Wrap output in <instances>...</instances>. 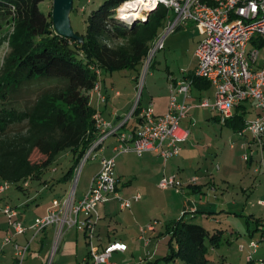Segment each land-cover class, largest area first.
Returning <instances> with one entry per match:
<instances>
[{"label": "crops", "instance_id": "0c3cea01", "mask_svg": "<svg viewBox=\"0 0 264 264\" xmlns=\"http://www.w3.org/2000/svg\"><path fill=\"white\" fill-rule=\"evenodd\" d=\"M209 1L213 2L212 4H216L218 0ZM99 4L94 2V0H87L82 10L87 11L89 14ZM173 18H175V14L170 11L168 19ZM181 25L170 35L168 34L169 36L167 35L168 37L167 40L165 38L166 41H164L163 49L167 45L172 46V41L176 38H186L189 40L188 51L192 53V59H190L188 64L189 70L184 71L181 75H176L174 72L169 71L166 98L163 99L158 107L154 105V109L157 114H162L168 108L171 97V83L176 84L178 81L189 82L190 86L187 96L179 92L176 93L178 100L189 106L188 113L181 119V126L189 130V136L182 143L181 152L166 159L153 152H146L142 156H138L133 151L116 155L117 190L120 195L122 197L125 196L124 198L132 197L136 192H140L139 188H141L143 191H146V197L148 198L144 202H140L141 199L138 201L133 200L131 208H122L121 201L112 198V200L120 202L122 214L128 210L130 214L132 213L135 216V219H131L125 214L121 216L122 220H119V225L124 228L123 233L117 232L118 229L112 227V222L117 223L115 213H108L107 209L104 208L106 217H102V208L99 207L100 218L97 224L95 244L104 248L114 241L126 243L128 245L126 251H117L113 254L112 259L118 264H121V261L123 262L122 264H139L141 259L154 261L157 258L166 256L171 251L168 243L171 233L167 231V223L182 216H195L194 221L204 225L210 232L223 231L226 242L232 243L228 246V250L235 252L232 254V257L239 258L242 261L241 264H248L247 255L250 252V248L246 246L241 250L240 245H248L251 240L259 241L258 251L253 255L254 259H264V204L259 203V200L264 199V173L256 171L260 155L259 153H255L249 161L244 160V153L250 150V145L248 144L251 141L250 137L241 135L239 132H233L230 127L223 124L219 113L213 106L205 107L200 105L203 99H208L212 103L215 98V87L211 83H208L209 86L203 87V81L200 86L197 84L198 82H193L192 77L195 75L194 71L198 64L196 61L193 69V58L196 60L197 56H194L196 55L195 51L198 44L205 37V31L195 21L187 22L185 26ZM258 41L254 39L252 44L261 49L259 59V63L261 64L264 58V49L263 44ZM103 72L104 70H101V84L102 93L106 96V99L105 101H99L96 93L90 94L91 104L103 118L118 124L131 111L129 110L131 107L129 109L128 107L132 106L133 96L132 93L124 95L121 90L117 89L116 78L113 76L114 71L109 78V80L112 79L110 85L107 83L106 78H103ZM242 108L241 112L244 113L246 121L253 120L259 114V109L256 107L254 100L242 102ZM201 110L206 111L207 119L217 121L231 131L230 139L228 143H225L223 151L217 148L216 154H212L209 161H203L202 158L206 157V155L200 153L198 155L194 148V142L189 139L191 135L190 126H195V117ZM184 120H186L187 124L182 125V121ZM139 125L140 121L138 118L131 119L123 127V130L134 129ZM115 144L116 137L110 136L107 138L97 150L101 153L100 159L113 157L115 155ZM235 147H237V150ZM97 151L93 157H99ZM235 151H238V159H240L238 162L235 161ZM198 156L201 157L199 161L196 159ZM218 157H220V163L215 164ZM59 162L60 157H57L52 165ZM49 169L51 170L49 171ZM57 172L58 167L55 166H49L43 171V173H49L53 181L59 182L66 171L61 176H57ZM170 175H175L177 179L181 180L182 185L178 188L173 187L169 189L159 187L158 183L160 179ZM124 178H127V180H124ZM29 179L25 182V185L29 182ZM121 182H123L124 186H121ZM133 185L138 189L133 191ZM156 186L162 191L169 192L168 195L176 204L175 213H167L172 214L173 218L167 219L168 215L165 216V219L151 217V212L154 206L157 205L155 196L152 194ZM132 191L133 193L129 196ZM5 193V191L0 193V208L2 205L9 204L8 202L4 203ZM62 201V199L58 198L57 201L49 204L45 208L44 214L47 213L49 208ZM134 202L139 204L132 210ZM168 208L169 206L164 207V211L168 210ZM239 215L252 216V218L247 220L248 228L246 231H243L244 220ZM3 217H5V220H3V224L1 223L2 225L0 226V264H55L57 261V264H82L84 260L89 258L90 243L87 239L85 228L80 224L69 225L66 223L61 237L57 240L55 235L56 227L54 225L48 226L36 235H34L32 230L15 234L9 224V217L7 218L5 215ZM17 217H19V212ZM39 217L32 220L30 217L21 222L25 225H30ZM151 222H156L155 230L147 231L144 235L141 232V226H145ZM71 228L73 230H70ZM51 235L54 237V240L52 244L50 242L49 246ZM226 236H229V238ZM145 237L150 239L148 245H145ZM155 240L159 242L155 244V247H152ZM165 241L167 243V246H165L167 251L164 253L162 250L165 245L163 242ZM15 243H19L21 246L29 245L22 263L17 256ZM224 247L227 246L223 245L221 249L211 247L208 253L209 264H226V261L222 260H228L229 252L223 251ZM67 248L69 254L64 255ZM213 251L218 252L216 256H211ZM165 264H182V262L176 260Z\"/></svg>", "mask_w": 264, "mask_h": 264}, {"label": "trees", "instance_id": "16d2710c", "mask_svg": "<svg viewBox=\"0 0 264 264\" xmlns=\"http://www.w3.org/2000/svg\"><path fill=\"white\" fill-rule=\"evenodd\" d=\"M42 1L0 0V15L10 17L12 23V29L0 39V46L4 41L9 45L0 66V102L35 78H56L63 82L43 91L23 109L0 105V183L17 185L41 177L65 150L72 152L74 164L62 180L71 181L101 135L95 120L97 109L92 106L89 94L97 80L95 68L111 72L137 69L148 57L170 13L164 4H159L146 20L128 23L116 16V9L127 0H103L87 15L86 30L80 34L84 42L80 43L56 33L53 6L45 13L40 9ZM192 77L199 85L203 81V87L210 84L196 75ZM142 109L138 101L135 114L138 116ZM242 109V103L237 104L233 116L223 123L233 132L246 126ZM24 123V129L11 131L12 126ZM194 220L195 216H182L168 222L170 253L154 261L147 259L144 264L176 260L182 264H209L211 247L226 242L224 233L210 232Z\"/></svg>", "mask_w": 264, "mask_h": 264}, {"label": "built area", "instance_id": "2783aa9c", "mask_svg": "<svg viewBox=\"0 0 264 264\" xmlns=\"http://www.w3.org/2000/svg\"><path fill=\"white\" fill-rule=\"evenodd\" d=\"M137 4L135 8L138 16L129 15L122 18L121 8L126 3ZM116 9V16L132 23L137 20H146L151 9L159 4H164L175 18L168 19V28L156 37L149 50L148 57L143 64L149 61L147 70L154 55L164 47V41L169 33L176 30L181 24L195 21L205 31V38L198 44L195 54L198 64L194 71L197 77L206 79L215 87V98L211 103L208 99L200 102L201 106H213L219 113L222 123L233 116L235 106L247 100H254L259 114L253 120L247 121L245 128L239 134L250 137V150L244 153V160L248 161L255 153H259L256 171L264 173V58L259 63L261 49L253 46L248 52L247 47L254 41H260L264 49V0H218L211 4L208 0H127ZM258 41V42H259ZM97 80L89 94H97L99 101H105L102 93L101 69L95 68ZM189 82L178 81L171 83V97L168 112L157 114L154 107H143L139 115L135 114L136 105L124 116L120 123L106 120L99 112L95 114L100 137L91 145L84 159L77 169L70 196L68 199L49 208L43 217L26 226L17 215L16 208L7 205L3 211L9 217V224L15 234L32 230L34 235L43 231L50 225L56 227L55 235L59 240L65 224H80L85 228L87 239L90 243L89 258L82 264H118L112 257L114 252L126 251L128 245L121 241H114L101 248L95 244L97 224L99 221L98 206L109 198L121 201L122 208H131L133 200L142 199L141 192H136L132 197L124 198L117 190L118 177L116 174V155L124 152H135L142 156L146 152H153L163 158L178 155L182 150V143L187 140L189 130L181 126V119L186 116L189 106L178 100L176 93L188 95ZM119 94V92H117ZM138 118L140 125L127 131L123 127L131 119ZM116 135L114 146L115 155L102 158V170L94 177L91 188L79 201H76V186L82 164L92 158L97 147L110 136ZM246 144V143H245ZM247 144V146H248ZM233 146V144H232ZM10 184L0 183V193H3ZM163 189L178 188L181 180L175 175L164 176L158 183ZM264 204V200H259ZM76 215V216H75ZM155 223L151 222L141 226V232L155 230ZM143 238V235H142ZM150 239L145 237V245ZM15 250L20 262L25 258L29 245L21 246L15 243ZM250 247L256 251L258 244L252 242ZM146 259H141L139 264H144ZM249 264H264V259L249 257Z\"/></svg>", "mask_w": 264, "mask_h": 264}, {"label": "rangeland", "instance_id": "374dc122", "mask_svg": "<svg viewBox=\"0 0 264 264\" xmlns=\"http://www.w3.org/2000/svg\"><path fill=\"white\" fill-rule=\"evenodd\" d=\"M102 1L103 0H94V2L97 3H102ZM86 2L87 0H74V8L71 12L72 26L74 30L79 34L84 33L86 30V18L88 12L82 10V7L86 5ZM52 6H53V0H44L40 3V9L45 13H47L52 8ZM0 25H1V29H0V39H1L9 30L12 29L11 18L8 16L5 17L4 15H0ZM185 25L186 24H182L181 26H185ZM193 26L195 27V25ZM167 28H168V21L166 22L165 27L162 30V34L165 33ZM168 36H166V40ZM188 47H189V40H187L186 38L185 39L176 38L172 41V46L167 45L166 48L164 49L162 48L156 52L147 70L145 69V67L148 66L149 61L148 62L146 61L144 64H141L140 66L137 67V69L130 68V69L114 71L115 73L113 76H115L116 78L117 89L121 90L122 94L124 95L127 93H132L133 102H132V106L128 107V109L131 107L129 110L132 109L133 105L136 104L135 102L137 101H140L141 105L146 107L147 106L154 107V105L155 106L157 105L158 107L160 103H162L163 99H165L167 95V78L169 71L174 72L176 75H181L184 71L189 70L188 64L190 62V59H192V53L188 51ZM251 48H253L252 43L248 45L247 52ZM8 51H9L8 42L4 41L0 46V66L3 64L4 58L7 55ZM194 56L196 57V55ZM196 61L198 62V58L196 57V60H194L193 58V69L195 67ZM111 73L112 72L110 70L103 72V78H106V81L109 85H110V81L112 80V79L109 80ZM62 84L63 82L56 78H35L32 81L27 82L19 86L18 88L14 89L13 91H11L8 94L6 100H1L0 105L7 107H14L17 109H23L27 105L32 103L46 89ZM168 109L169 108H167L165 112H162V114L168 112ZM206 115L207 113L204 110L198 112V114L195 117L196 118L195 126H190L191 135L189 138L190 140H192V142H194V148L196 149V153L198 155L199 153L202 155H206V157L204 156L202 158L203 161L204 160L209 161L211 155L216 154L217 148H220V150L223 151L225 143H228L231 136V131H229L228 128L223 127V125H221V123H218L217 121H212L211 119H207ZM185 124H187L186 120L182 121V125ZM25 127H26L25 123L21 125H14L11 127L12 128L11 131L22 130ZM112 137H117V136L113 135ZM236 148L237 147H235V149ZM97 153H99V157L90 158L86 163H84V165L82 164L78 176V183L76 186V201H75L76 204H78L79 201L85 196V194L88 193V191L91 188V184L94 177L102 170V164H101L102 158L100 159L101 153L100 151H97ZM57 157H60V162L51 166L58 167V172L56 174L57 176H61L64 173V171L67 172L68 169L74 164L73 161L74 157L73 154L68 150L60 152ZM196 159L199 161L201 157L198 156ZM238 160H240L238 159V151H235V161L238 162ZM217 163H220V157L216 159L215 164ZM77 169L75 170L74 176L69 183L63 181L62 182L53 181L49 173H42L41 177L30 178L29 182L26 185L24 182H21L17 185L15 184L9 185L5 190L6 193L4 194L5 195L4 203L8 202L10 206L17 209V211L19 212L18 218L22 222L25 219H29L30 217L31 220L33 218L39 217V215L40 217H43L46 214V213L44 214L45 208L49 204L57 201L58 198L62 200H66L69 198L74 184V179L77 176ZM50 170L51 169H49V171ZM44 180L46 183L44 182ZM124 180H127V178H124ZM120 184L121 186H124L123 182H121ZM132 187H133L132 188L133 191L138 189L136 188L135 185H133ZM139 189L140 192L143 194V199H141L140 202H144L148 198L146 197L147 193L146 191H143L141 188ZM133 191L130 193L129 196H131ZM152 194L155 196L157 205L154 206V209L151 212L152 213L151 217L152 218L160 217L161 219H165V216L168 215L167 219L173 218L174 216L171 215L174 214L176 211L175 210L176 204L174 203L173 199L168 195L169 192L162 191L160 188H158V186H156ZM9 204L2 205L0 208L1 210L0 226L3 224V220H5L4 219L5 217H3V215H5L8 218V215L3 211V209ZM137 204L139 203L134 202L132 210ZM167 206H169L168 210L164 211V207ZM99 207L102 208V212H101L102 217H106V211L104 210V208L107 209L108 213H115V216L117 217L116 219L117 223L112 222V227H116V229H118L117 232L119 233H123V229H124L122 226L119 225L120 224L119 220H122L121 216H124L125 214L129 218L135 219L134 214L132 213L130 214L128 210H126L125 213L122 214L123 211L120 209V202L114 201L112 200V198H109L107 201L101 202L99 204L97 209L100 211ZM169 212H172V214H167ZM239 216L244 220L243 231H246V229L248 228L247 220L252 218V216L250 215H243V216L239 215ZM70 230H73V228H71ZM226 237L229 238V236ZM53 240L54 237L51 235V237L49 238V246H50V242L52 244ZM157 242L159 241L155 240L154 243L152 244V247H155V244ZM252 242H256L259 248V241H255V240H251V242H249L248 245L247 244L240 245L241 250H243L246 246L250 248L249 249L250 252L247 255V260H249V257L253 256L254 253L258 251V248L254 252V250L250 247V244ZM163 243L165 245L163 246L162 251H164L165 253L167 251L166 250L167 248H165V246H167L166 245L167 243L166 241ZM231 244L232 243L224 242L219 247H216L221 249L223 245L227 246L224 247L223 251L229 252V257L228 260L224 259L222 261H226V264H241L242 261L239 258L232 257V254L235 252L232 250L230 251L228 250V246H230ZM217 253H218L217 251H213L211 253V256H216ZM67 254H69L68 248L64 255ZM236 254L238 253L236 252ZM57 262L55 264H57ZM122 263L123 262L121 261V264ZM165 263L166 262L164 261H160V264H165Z\"/></svg>", "mask_w": 264, "mask_h": 264}, {"label": "water", "instance_id": "95a60500", "mask_svg": "<svg viewBox=\"0 0 264 264\" xmlns=\"http://www.w3.org/2000/svg\"><path fill=\"white\" fill-rule=\"evenodd\" d=\"M73 8L74 0H53L52 19L54 28L57 34L83 43L84 37L78 34L72 26L71 12ZM152 11L153 9L150 12Z\"/></svg>", "mask_w": 264, "mask_h": 264}, {"label": "bare ground", "instance_id": "6f19581e", "mask_svg": "<svg viewBox=\"0 0 264 264\" xmlns=\"http://www.w3.org/2000/svg\"><path fill=\"white\" fill-rule=\"evenodd\" d=\"M134 6H135L134 3H129V2L122 6L121 12L123 14L124 19H126L129 15L134 16V18H137L138 14L135 11L136 10L135 8H139V5L137 4L136 7Z\"/></svg>", "mask_w": 264, "mask_h": 264}, {"label": "clouds", "instance_id": "9594fccd", "mask_svg": "<svg viewBox=\"0 0 264 264\" xmlns=\"http://www.w3.org/2000/svg\"><path fill=\"white\" fill-rule=\"evenodd\" d=\"M150 14V13H149ZM138 103V102H137ZM74 185V184H73Z\"/></svg>", "mask_w": 264, "mask_h": 264}]
</instances>
